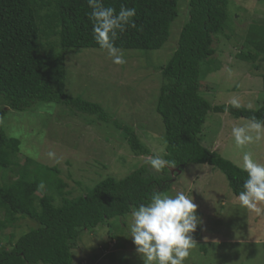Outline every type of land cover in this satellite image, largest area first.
Returning a JSON list of instances; mask_svg holds the SVG:
<instances>
[{"label": "trees", "instance_id": "1", "mask_svg": "<svg viewBox=\"0 0 264 264\" xmlns=\"http://www.w3.org/2000/svg\"><path fill=\"white\" fill-rule=\"evenodd\" d=\"M233 1L189 0L188 20L178 47L161 67L164 81L156 110L165 126L162 154L177 169L156 172L145 163L121 180L107 177L88 188L78 182L81 193L72 196L57 165L42 164L32 157L23 165L15 160L21 141L9 137L4 128L8 109L35 111L53 103L63 106L65 115L112 123L140 156L151 152L144 142V129L121 123L101 104L65 90L67 55L84 48L101 49L93 36L87 0H0V168L5 176L0 185V208L6 214L0 219V264H74V249L83 232H92L146 204L154 192L171 188L174 177L190 164H209L221 170L237 196L244 190L247 173L242 167L200 140L210 112L229 113L264 126V104L257 109L240 104L214 105L201 90L202 80L221 68L215 42L226 35L235 44L230 12ZM181 2L103 0L105 7H113L117 13L121 7L136 9V27L119 34L116 47L161 49L180 16ZM243 39L236 41L237 59L249 64L253 72L264 70V22H252ZM261 77L264 88V72ZM16 173V179L9 178ZM43 184L47 192L39 195ZM20 218H30L37 225L17 239L15 233L10 234L4 243L3 229L16 225Z\"/></svg>", "mask_w": 264, "mask_h": 264}, {"label": "rangeland", "instance_id": "2", "mask_svg": "<svg viewBox=\"0 0 264 264\" xmlns=\"http://www.w3.org/2000/svg\"><path fill=\"white\" fill-rule=\"evenodd\" d=\"M188 2L182 0L180 16L161 49H120L126 61L123 64L113 63L107 51L99 48L72 51L65 60L66 92L101 104L121 123L144 129L142 134L150 148L149 155H136L120 134L121 130L112 123L65 115L63 106L51 103L35 111L8 109L4 128L9 137L21 141L15 160L23 165L27 157H32L42 164L57 165L61 169L60 177L67 183L66 190L75 196L81 193L78 182L88 188L107 177L124 179L147 163L154 149H163L164 153L165 126L156 110L164 81L161 67L170 61L178 47L182 28L188 20ZM230 12L235 44L232 45L226 35L215 42L221 68L202 80L201 90L214 105L235 102L257 109L264 104L261 77L264 70L253 72L249 64L235 55L239 52L236 44L244 40L249 25L254 21L264 22V0H234ZM251 123V120L235 118L229 113L210 112L200 140L240 167L245 151L264 164V126L251 131L254 140L244 148H238L232 136L233 127ZM257 135L259 140L255 139ZM17 176V173L11 174L9 178ZM4 178L0 168V185L5 182ZM45 192L47 188L43 184L38 193ZM178 192L193 199L200 220L192 233L195 246L185 264H264V203L252 209L242 207L227 176L209 164L188 165L174 177L171 188L160 191L169 196ZM5 217V211L0 208V219ZM131 222L130 213L92 232H83L74 249V264H143L130 238L128 226ZM36 225L30 218H20L16 225L3 229V242L8 243L10 234L15 233L17 239ZM114 234L118 236L116 240L111 238Z\"/></svg>", "mask_w": 264, "mask_h": 264}, {"label": "clouds", "instance_id": "3", "mask_svg": "<svg viewBox=\"0 0 264 264\" xmlns=\"http://www.w3.org/2000/svg\"><path fill=\"white\" fill-rule=\"evenodd\" d=\"M91 12L93 36L101 49L106 50L115 64H123L121 50L116 47L119 34L127 28H135V8L121 7L117 13L113 7H105L103 0H87ZM234 106L239 107L234 102ZM259 122L253 121L247 126L232 128V136L238 148L252 143L253 130L261 129ZM256 140L260 136L255 137ZM163 149H154L147 161L151 169L160 172L165 168H174L172 161L164 158ZM242 169L247 173L243 191L238 195L242 207L252 209L264 203V164L254 159L251 152L245 151L242 157ZM197 205L183 192L175 196L163 195L159 191L151 195L149 201L133 208L132 222L129 224L130 238L136 246V252L143 264H185L190 250L195 246L192 237L200 220Z\"/></svg>", "mask_w": 264, "mask_h": 264}]
</instances>
